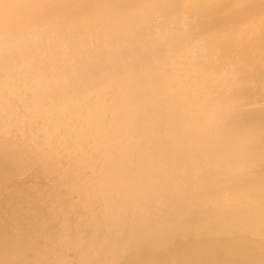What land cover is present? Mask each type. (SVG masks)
<instances>
[{
	"label": "bare ground",
	"instance_id": "6f19581e",
	"mask_svg": "<svg viewBox=\"0 0 264 264\" xmlns=\"http://www.w3.org/2000/svg\"><path fill=\"white\" fill-rule=\"evenodd\" d=\"M0 264H264V0H0Z\"/></svg>",
	"mask_w": 264,
	"mask_h": 264
}]
</instances>
